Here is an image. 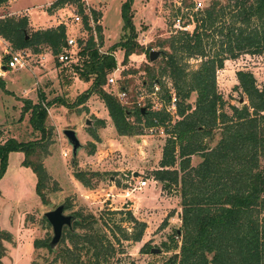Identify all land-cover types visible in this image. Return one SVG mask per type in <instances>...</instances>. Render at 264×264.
I'll return each instance as SVG.
<instances>
[{
  "label": "rangeland",
  "instance_id": "374dc122",
  "mask_svg": "<svg viewBox=\"0 0 264 264\" xmlns=\"http://www.w3.org/2000/svg\"><path fill=\"white\" fill-rule=\"evenodd\" d=\"M55 1L12 0L9 9L17 14L9 15L10 11L6 8L0 10V19L19 18L26 14L30 19L26 30L28 34L38 29L52 28L60 21L68 30L67 38H73L77 44L68 62L60 63L48 50L42 49L41 54L25 50L30 54L27 58L29 66L14 71L0 69V79L3 81V85L0 84V144L9 139L18 142L39 141L42 147L36 149L32 161L42 163L47 175L44 191L47 204H42L35 192V174L21 165L23 153L9 154L6 172L0 180V245L4 249L0 264H60L46 248H35L34 242L50 241L52 230L43 215L61 204L65 205L64 213L67 215H91L96 219L103 217L106 232L115 247L109 264H162L174 251H178L173 249L172 240L180 246L181 233L175 236V231L181 230L182 206L179 187L168 183L165 186L153 178V173L159 169L168 131L179 118L172 115L163 126H155L149 131L144 127L143 119L139 125L135 124L134 117H129V122L139 128L137 131L141 134L119 136L97 95L75 106L78 96L90 86V82L78 77L74 68L81 64L79 42L84 43L91 34L98 42L95 33L97 26L102 29V46H97L101 53H107L110 47L124 41L129 31L124 29L121 8L127 0H81L84 2L83 13L90 17L88 23L91 31L82 25L84 15L78 13L76 6L65 5L60 10L46 6ZM215 1L220 4L217 7L220 18L216 27L226 29L238 26L234 24L238 11L235 0ZM198 2L204 5L203 10L194 11L193 5ZM212 2L131 0V24L136 42L147 50L160 52L161 56L150 63L146 54L132 53L124 65V51L117 48L113 52L116 68L119 69L117 80L115 85H108L107 81L104 89L111 91L117 99V92L124 91L126 97L118 100L129 111L137 106L143 107L144 112L161 111L167 102L166 92L174 91L171 81L167 76L159 78L158 66L153 65L155 68L152 71L161 84L154 83L150 87L145 68L148 64L162 63V53L169 51L166 46L162 47L164 41L180 32L192 34L201 20H205L204 9ZM92 11L98 14L96 22L91 18ZM75 15L79 16V22L74 21ZM177 20L184 30L176 28ZM211 34V31L208 32V35ZM218 39L217 36L205 37L204 43L212 44ZM210 46H205L206 52L210 51L212 55L214 51L210 50ZM6 51L15 50L0 37V55L3 56ZM202 60L194 57L184 59L182 63L190 71L197 69ZM0 63L3 64L2 61ZM238 71L251 73L257 89L264 91V56L241 53L234 59L225 60L223 67L216 71V90L223 100V112L229 116L232 114L231 106L240 108L248 105L246 95L238 89ZM155 88L158 90L155 91ZM41 97L48 115L45 141L40 140L41 134L31 128L30 113L23 114L24 107L39 103ZM195 100L196 94L192 93L188 102L192 108ZM65 129L74 130L82 145L74 161L71 147L62 134ZM201 161L199 155H194L190 165L196 167ZM258 163L260 168L264 167L261 157ZM75 171L89 174L88 187L74 178ZM141 180L146 185L138 189ZM104 211L119 214L106 215ZM127 213L137 223L146 225L138 242L123 238V233L132 237L138 231L137 224L127 222ZM115 239L118 244H115ZM146 249L149 253L143 252ZM151 249H157L160 253L152 254Z\"/></svg>",
  "mask_w": 264,
  "mask_h": 264
},
{
  "label": "trees",
  "instance_id": "16d2710c",
  "mask_svg": "<svg viewBox=\"0 0 264 264\" xmlns=\"http://www.w3.org/2000/svg\"><path fill=\"white\" fill-rule=\"evenodd\" d=\"M9 1L0 0V7ZM130 1L127 0L121 8L124 29L129 31L125 40L110 47L107 53H101L97 46H102V29L97 26L98 42L92 34L84 43L79 42L81 64L74 66L78 77L90 82L88 89L78 96L75 106L97 95L119 136L141 134L137 131L139 128L129 122V117H134L135 124L139 125L143 119L146 128L163 126L165 121H170V115L142 112L140 106L129 111L111 91L104 89L107 77L116 69L113 52L117 48L124 51V65L130 54H146L148 58L150 52L136 42ZM235 4L238 11L234 24L238 26L216 27L220 4L213 0L204 9L205 20H201L192 34L180 32L164 41L162 47L166 46L169 51L162 53V63L148 64L145 68L150 87L154 83L160 85L159 78L167 76L178 99L176 115L179 119L168 131L159 169L153 173L156 181L179 187L182 206L180 246L172 240L173 249L178 251L162 264H264V167L258 165V158L264 159V91L257 89L251 73L238 71V89L246 95L248 105L231 106L229 116L223 112V100L217 93L215 80V73L223 67L225 60L234 59L241 53H263L264 0H235ZM65 5L76 6L78 13L84 15L82 25L91 31L90 17L83 13L81 0H56L49 9H62ZM91 18L96 22L98 14L92 11ZM27 25L26 16L0 19V37L15 51L30 50L41 54L43 49L57 58L68 39L65 25L38 29L31 34L26 32ZM210 31L212 34L208 35ZM210 36L219 37V41L204 43V38ZM206 45H211L212 55L210 51L206 52ZM216 45L218 48L215 49ZM194 57L203 60L197 69L187 71L182 62ZM153 65L158 66L159 78L152 71ZM0 84L3 85L1 79ZM192 93L196 94L193 108L188 103ZM169 95L167 91V101ZM43 100L41 97L39 103L24 107L23 114L30 113L31 128L41 134L40 140L45 141L48 115ZM38 147H42L39 141L18 142L15 139L0 144V180L6 172L9 154L23 153L21 165L35 174V192L42 204H47L44 194L47 175L42 163L32 161ZM194 155L202 159L196 167L190 165ZM87 174L75 171L73 176L88 187ZM74 216L72 230H64L56 248L50 247L49 240H35L34 247L46 248L60 264H109L115 247L106 232L103 217ZM126 220L137 224L138 231L132 237L123 233V238L140 241L146 225L137 223L130 213H127ZM44 221L47 222L45 218ZM114 242L118 244L117 239ZM3 251L0 245V259ZM143 252L149 253L148 249Z\"/></svg>",
  "mask_w": 264,
  "mask_h": 264
},
{
  "label": "built area",
  "instance_id": "2783aa9c",
  "mask_svg": "<svg viewBox=\"0 0 264 264\" xmlns=\"http://www.w3.org/2000/svg\"><path fill=\"white\" fill-rule=\"evenodd\" d=\"M82 3H84L83 1H81ZM204 5L201 2L198 3H194L193 5V10L194 11H200L203 10ZM74 21L75 22H79L80 18L79 16L75 15L74 17ZM176 28L178 30H184V26H182L180 24V21L177 20V24L175 25ZM66 47H63L62 51L60 52V54L57 56V59L60 63L63 62H68L72 59V55L74 54V48H77V44L75 42V40L73 38H68L66 41ZM262 55L264 56V51L262 53ZM30 56V54H27L25 52V50H17V51H12V52H5V54L3 56L0 55V61L3 62V60L7 57V59L5 60V62L1 65L0 63V69L2 70V68L5 69H9L10 71H14V70H20L23 68H26L27 66H29V63L27 62V58ZM119 72V69H115L108 77H107V81H108V85H115L116 80H117V73ZM158 89L155 88V91H157ZM169 98L168 101L165 103V105L162 107V109H160L161 111L159 112H163L165 114H168L170 116L172 115H176L177 113V104H178V99L175 95V93L173 91L169 92ZM155 94V93H153ZM117 97L119 100H123L126 97V94L124 91L117 92ZM152 128H148L149 131H152ZM146 185V182L144 180L139 181L138 183V189H140L139 187H144Z\"/></svg>",
  "mask_w": 264,
  "mask_h": 264
},
{
  "label": "water",
  "instance_id": "95a60500",
  "mask_svg": "<svg viewBox=\"0 0 264 264\" xmlns=\"http://www.w3.org/2000/svg\"><path fill=\"white\" fill-rule=\"evenodd\" d=\"M64 47H66V44H64ZM159 56H161L160 52L153 50L150 51L148 54L149 62H154ZM2 70L6 71L5 68H3ZM240 103H242V100L240 101ZM144 110V108H141L142 112H144ZM62 134L66 138L68 145L71 147V157L74 161L77 157L78 152L82 149V145L77 137V133L74 130L65 129L63 130ZM165 186H167V183ZM64 212L65 205L61 204L55 209L45 212L43 215L52 230V237L49 242L51 248H56L60 243L65 228L68 230H72L73 222L76 219L74 215H67ZM177 232L178 234L180 233V231ZM151 253L159 254L160 251L157 249H151Z\"/></svg>",
  "mask_w": 264,
  "mask_h": 264
},
{
  "label": "crops",
  "instance_id": "0c3cea01",
  "mask_svg": "<svg viewBox=\"0 0 264 264\" xmlns=\"http://www.w3.org/2000/svg\"><path fill=\"white\" fill-rule=\"evenodd\" d=\"M12 1V0H11ZM11 1H9L7 4H5V5H3V6H1L0 7V10H2V9H4V8H6L7 10H9L10 12H9V15H11V14H17V12H14V11H11L10 9H9V4L11 3ZM51 5V3H47V7H49ZM60 10V9H59ZM23 16H26L27 18H28V20L30 21V19H29V17L26 15V14H24ZM58 24H60V21H57L56 22V24L55 25H53L54 27H56ZM48 28H51V27H48ZM53 28V27H52ZM68 31V30H67ZM3 69V68H2Z\"/></svg>",
  "mask_w": 264,
  "mask_h": 264
}]
</instances>
